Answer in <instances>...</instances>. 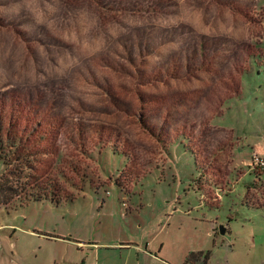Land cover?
Wrapping results in <instances>:
<instances>
[{
	"label": "rangeland",
	"instance_id": "rangeland-1",
	"mask_svg": "<svg viewBox=\"0 0 264 264\" xmlns=\"http://www.w3.org/2000/svg\"><path fill=\"white\" fill-rule=\"evenodd\" d=\"M0 101L75 194L0 205V264L68 254L46 235L264 264V0H0Z\"/></svg>",
	"mask_w": 264,
	"mask_h": 264
},
{
	"label": "trees",
	"instance_id": "trees-1",
	"mask_svg": "<svg viewBox=\"0 0 264 264\" xmlns=\"http://www.w3.org/2000/svg\"><path fill=\"white\" fill-rule=\"evenodd\" d=\"M0 103L3 104L2 101ZM13 120L10 114L0 109V160L4 167L0 176V205L25 206L29 203L42 202L60 205L64 201H73L75 194L70 190H62L61 187L57 186L59 184L54 178L52 182L36 177L37 163L41 157L46 155L41 145L47 141L50 135L48 133H51L52 130L48 132L49 129L43 127L40 122H33L24 127L23 125L19 126L20 122L15 123ZM111 147L116 148V145ZM120 151L124 152L129 164L126 170L116 176L115 179L114 177L110 178H113L118 185H120L119 181L122 175L136 163L135 157L131 156L129 152ZM62 175L60 173V176ZM262 184L264 181H261V186ZM256 186L261 187L250 185L248 189L251 190Z\"/></svg>",
	"mask_w": 264,
	"mask_h": 264
},
{
	"label": "crops",
	"instance_id": "crops-1",
	"mask_svg": "<svg viewBox=\"0 0 264 264\" xmlns=\"http://www.w3.org/2000/svg\"><path fill=\"white\" fill-rule=\"evenodd\" d=\"M48 241H55L59 244L67 243L68 246V254L65 255L63 258H60V255H63V249L62 246L57 251L58 254L56 257H52L48 261H43L44 263L41 264H107L109 263L108 258L110 257L108 252H102L103 250H110V251H116L121 248L122 251H129L134 249L130 248L131 245H115V244H97V243H85L83 241H73L70 239H67V237H57L53 235H46ZM154 245V243H150L148 241H143L142 246L137 247L138 252V258L137 262L139 264H155L156 261L160 258L157 253H150V248ZM73 247H77V250H74ZM157 254V255H156ZM46 255V254H45ZM131 255L128 253V255H124L123 252L120 254V260L122 264H130ZM27 264H36V263H27Z\"/></svg>",
	"mask_w": 264,
	"mask_h": 264
}]
</instances>
